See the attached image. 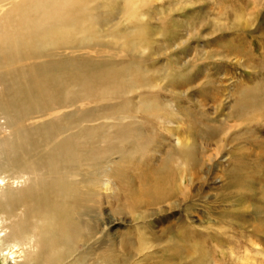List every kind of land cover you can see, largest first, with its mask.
<instances>
[{"label": "rangeland", "instance_id": "1", "mask_svg": "<svg viewBox=\"0 0 264 264\" xmlns=\"http://www.w3.org/2000/svg\"><path fill=\"white\" fill-rule=\"evenodd\" d=\"M19 1L6 0L5 11ZM25 1L21 10L32 11L33 0ZM128 1L68 0L75 3L73 29L56 40L41 33L44 21L32 36L35 62L52 63L68 96L82 94L92 105L86 118L91 128L108 134L129 124V116L150 141L141 156L105 165L100 178L109 190L101 203L100 234L119 250L116 264H264V102L248 118L234 116L243 90L259 89L264 98V0H147L145 7L140 0L129 11ZM38 15L41 20L45 13L37 9ZM61 25L52 28L56 36ZM71 58L91 64L72 69ZM95 75L103 78L88 98L84 86ZM154 101L162 116L151 115ZM53 119L65 123L64 115ZM180 142L194 148L195 162L182 167L179 191L147 201L143 190L150 181L166 165L180 166ZM120 146V154L122 146L131 147ZM241 163L243 174L237 175ZM117 169L132 193L113 176ZM3 175L8 183L15 176L10 170ZM20 180L14 186H22ZM135 195L139 203L130 210ZM142 234L151 246L138 253ZM124 239L132 241V255L120 251ZM0 264L9 260L0 255Z\"/></svg>", "mask_w": 264, "mask_h": 264}, {"label": "bare ground", "instance_id": "2", "mask_svg": "<svg viewBox=\"0 0 264 264\" xmlns=\"http://www.w3.org/2000/svg\"><path fill=\"white\" fill-rule=\"evenodd\" d=\"M35 1L30 5L32 11L21 10L19 3L25 0L9 5L5 11L6 0H0V117L5 118V127L0 124V255L9 264H68L72 254L75 259L70 264H116L119 250L115 252L114 242L99 230L101 203L109 190V182H102L100 177L106 176V164L124 165L133 156L144 154L143 149L150 141L141 135V128L133 125L129 116L126 118L129 124H118L119 130L108 134L96 132L86 123L92 106L86 97L82 94L69 97L62 83L57 82L60 79L54 76L52 63L39 66L35 62L38 55L33 50L36 40L32 36L39 34L35 28L40 27V22L42 25L45 21L48 28L42 34L61 40L77 21L75 3L45 0L42 5ZM139 1L129 0L127 10ZM146 5L147 0L141 7ZM37 9L40 14L45 13L41 20ZM236 18L239 22L241 16ZM59 22L62 28L56 36L52 28L59 26ZM71 59L72 69L91 64L87 59ZM102 78L95 75L85 83L88 98L96 94L95 84ZM262 95L259 89L243 90L234 116L250 117L252 110L263 106ZM157 106L156 101L149 106L154 117L162 116ZM68 114L72 119H68ZM56 115H64L65 123L54 120ZM136 135L143 137L142 141ZM98 141L105 146L98 145ZM127 142L131 147L125 150L122 146L120 154L118 148ZM176 149L179 158H183L180 166L166 165L150 181L146 191L143 190L144 195L146 192L150 195L144 196L147 201L168 199L179 191L180 171L194 164L195 150L181 142ZM117 153L119 158L114 161L112 156ZM242 163L236 166L237 175L243 174ZM8 170L15 174L11 183L3 175ZM120 174L119 170L118 174L113 172L123 183L122 188L132 193ZM20 179H24V184L14 186ZM138 201L135 195L129 202L130 210H135ZM138 241V253L151 246L143 234ZM131 244L130 239H124L120 251L132 255Z\"/></svg>", "mask_w": 264, "mask_h": 264}]
</instances>
